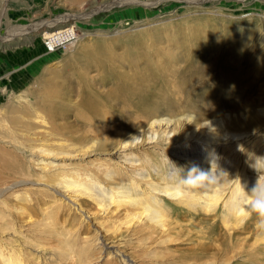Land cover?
<instances>
[{
  "label": "rangeland",
  "instance_id": "rangeland-1",
  "mask_svg": "<svg viewBox=\"0 0 264 264\" xmlns=\"http://www.w3.org/2000/svg\"><path fill=\"white\" fill-rule=\"evenodd\" d=\"M67 15L88 17L65 22ZM69 30L75 32L72 43L45 50L44 38ZM263 40L264 0H0V188L35 182L3 199L9 208L26 209L13 215L52 258L44 264L222 263L190 258L194 247L210 248L217 232L225 230L218 224L212 232L211 220L224 213L220 202L207 212L199 205L196 211L168 212L165 235L153 224L127 218L134 212L126 205L100 208L79 194L81 214L41 183L87 186L86 176H92L106 189L130 190L135 182L150 200L151 190L138 174L160 189L165 187L160 175L169 167L172 186L184 184L199 197L207 182L189 185L187 180L195 178L193 168L204 172L206 167L177 160L183 154L198 158L183 137L214 118L225 124V133H241L243 115L255 105L264 107ZM160 119L172 120L168 143L174 144L148 139L155 134L150 123ZM252 133L236 154L219 147L217 162L231 173L244 166L246 177H264V161H259L264 120ZM134 134L137 141L114 153ZM44 145L69 156L54 161L60 170L49 174L35 167L32 154ZM13 159L31 176H10L3 164ZM72 171L77 177H69ZM15 190L31 195V205L36 202L39 209L18 203ZM158 202L165 209L175 205L164 198ZM246 221V230H235L240 245L229 252L227 264H264V226L254 213ZM56 231L71 235L68 246Z\"/></svg>",
  "mask_w": 264,
  "mask_h": 264
},
{
  "label": "bare ground",
  "instance_id": "bare-ground-1",
  "mask_svg": "<svg viewBox=\"0 0 264 264\" xmlns=\"http://www.w3.org/2000/svg\"><path fill=\"white\" fill-rule=\"evenodd\" d=\"M87 17H85V15L84 17L67 15V17H65L63 21L66 22L68 19L72 20L75 18L87 19ZM48 27H51V25ZM67 32H72V30L52 33L51 35H48L46 38H44L43 41L45 39H48L49 37L58 38V36H62ZM261 48L264 49V43L263 46H261ZM53 51H55V49ZM230 74H232V71L230 72ZM259 106H260L259 104L255 105L254 108H252L251 112L248 111L245 113V115H243L244 119L239 121V125L243 129V132L241 133H231V132L225 133L226 130L225 124L221 122L222 120L220 121L219 119L214 118V120L202 124V126L199 129H195V130L193 129L189 131V133H186V135L183 137L185 138L184 140L187 139L188 142L190 141L191 143H193L194 145L193 149L195 150V152L192 153L194 154L195 157L198 158H196V161H193L191 157L189 159L186 154H183V155H177L180 156L178 157V159L175 156L176 159L182 163L196 162L198 166H205L206 169L204 173H208L212 171L211 178L205 181L207 182V185L200 186L199 197H196L192 190L186 189L185 186H182L184 184L172 186L173 183L171 182L174 178L172 177V174L170 172L171 168L169 169V167L166 169L165 174L160 175V178H163V181L165 183V187L160 189L157 188V185L155 183L153 182L149 183L150 179L149 178L146 179L147 176H143V173L138 174L141 177L139 180L143 181L142 183L146 187V190H151V191H147V193H149L150 195L152 194L150 200H147V198L144 195L142 196L139 194L140 186L138 184H134L135 182L129 183L130 188L134 187L131 188L130 190L123 189L120 187L106 189L103 185L96 182L92 176H86L87 186H83L81 184H76L74 182H69V181H63L61 183H51L49 185L41 183V185L46 188V192H51L56 197H59V200H62V202H66V204H69L71 206L72 205L77 206V210L80 211L81 214L83 213L82 208L80 207V205L77 204V200L75 199V197L79 196V194L85 195L88 197V199L95 201L96 205H98L100 208L108 209L111 206H114L119 209L121 206L126 205L125 208H128L129 210L132 209V211L134 212L131 215H128L127 218L129 217L136 218V222H140V224H144V223H148L149 225L153 224L157 226L161 230V232L165 235L166 232L168 231V228L166 227L165 224V219L167 218L165 215L168 212L171 211L180 212L181 210L196 211V207H195L196 205L201 206V208L203 210L205 209V211L207 212V210L209 211L211 205L216 206L220 202L224 213L219 217L218 220L215 221L211 220L212 221L211 225L213 226L212 232L216 233L215 227H217L218 224H221L223 227H225V230L220 231L219 233L217 232V235L219 237L217 239H212L210 248L203 247V245L194 247V249H192L193 251L190 255V258L191 259L193 258L195 261H199V260L206 261L212 259L214 260L216 258L222 262L221 264H225V263L227 264L229 262L228 260L232 258V256L230 258H226L229 252H231L232 250L234 251V249H237L238 246L240 245L235 230L237 231L242 228L246 230V227L248 226L249 221H246L249 216L248 215L249 208L247 205V200L250 199L249 193L251 192L252 188L255 186L258 177L252 175H250V177H246L243 174L244 172L243 165H242L243 169H240L238 173H231V170L228 167V165L217 162L218 157H216V152L218 151L217 149L219 147L222 148L223 146H225L227 148H224L223 151L226 150L227 154L229 153L236 154L235 152H240L241 148L245 144H248L250 138L255 134L252 132H254L258 124H260L264 120V107H259ZM171 121L172 120H167V119L152 121L150 123L151 124L150 129L153 130L155 134L152 136L150 133V135H148V139H155L158 137L161 143L174 144L175 143L174 141H171V143L169 141L168 143V140L171 137L170 134H172L173 132ZM137 140H138L137 134L130 135V137H128L121 143V145L116 149V151H114V153L121 154L122 152H124V150L127 147H129ZM156 142L158 143V141ZM44 146H41L39 150L37 149L36 154L34 155L32 154V156L36 157L38 160L36 162L35 167L37 166L40 172H47L49 174L51 172L60 170L62 165L56 164L54 163V161L56 160L57 157L61 156L66 159L69 156L63 154L62 151H58L59 153H54L56 150L52 149L53 146L51 145H50L51 147L50 146L44 147ZM56 146L57 149L59 150L63 148L59 144H57ZM46 159H52V161L48 163L43 162ZM259 161H264V152L260 155ZM5 164H3V167H5L4 170L10 173V176L16 175L22 178L31 176L30 171L26 169V167H24L21 163L20 164L17 163L14 159L11 161V163L7 165ZM130 164L134 165L133 163H131V161ZM185 168H187L186 165ZM74 173L77 172L72 171L71 174H69V177L71 175H75L77 177V174ZM55 174L56 173H53V175ZM39 175H43V174L40 173ZM42 178H44V176ZM259 179L260 182H262L264 177H259ZM34 183L35 182L32 181L29 182L22 180L11 184V186L9 187L0 188V264H44V262L49 261V259L51 258L48 257L49 258L48 259L45 257L44 255V253L46 252L45 248L40 246V244H38L34 240L33 241L31 240V233H29V230L25 229V227L23 226H20L17 223V221H15L16 218L14 217L13 213L23 215L27 212L26 209L17 205H15L16 207L9 208L5 199H3L5 194L8 193L9 191H12V189L17 188L18 186L19 187L23 185L27 186L29 184L31 185ZM132 189H134V192L130 193ZM19 191L20 190L14 191L15 193L14 198L18 203H26V205L28 204L30 208L33 207L35 209H39V206L36 204V202L35 204L31 205L32 203L31 195ZM163 198L168 201H173L175 205L171 208L165 209L164 207L159 205L160 203L158 202L159 199H163ZM62 232L63 231L61 232L56 231V235L59 237V239L62 237V241H65V243L66 242L68 243V240L69 241L72 240L71 239L72 237L71 235H69V233H62ZM76 238L77 237H75L74 239L75 241ZM83 243H85V241ZM75 244L77 243H74V245ZM85 246L86 244L83 245L84 248ZM80 250H83V248L81 247ZM238 250H240V248ZM83 251L82 253H78V254L81 255L85 253V251L84 252ZM261 253L263 254V252ZM81 256L78 259H80ZM116 257H118L120 261L122 260V256L120 254L119 255L117 254ZM255 257H253V259ZM205 261L203 263H205ZM81 263L84 264L85 262H81ZM252 263L253 262H251V264Z\"/></svg>",
  "mask_w": 264,
  "mask_h": 264
},
{
  "label": "clouds",
  "instance_id": "clouds-1",
  "mask_svg": "<svg viewBox=\"0 0 264 264\" xmlns=\"http://www.w3.org/2000/svg\"><path fill=\"white\" fill-rule=\"evenodd\" d=\"M190 173H196V175L195 178L191 176L188 178L187 183L189 185H195L197 181H207L212 175V171L208 173L198 172L196 168H193ZM249 194L250 199L247 200L249 208L248 215L256 214L259 218L260 225L264 226V183L260 182L259 177Z\"/></svg>",
  "mask_w": 264,
  "mask_h": 264
},
{
  "label": "built area",
  "instance_id": "built-area-1",
  "mask_svg": "<svg viewBox=\"0 0 264 264\" xmlns=\"http://www.w3.org/2000/svg\"><path fill=\"white\" fill-rule=\"evenodd\" d=\"M75 39V32H67L62 36H58V38L49 37L43 41V47H45L46 51L52 52L54 49L56 50L60 47H67L68 44L72 43Z\"/></svg>",
  "mask_w": 264,
  "mask_h": 264
}]
</instances>
